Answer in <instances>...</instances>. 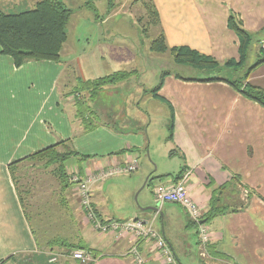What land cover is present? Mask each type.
<instances>
[{
    "label": "crops",
    "instance_id": "obj_1",
    "mask_svg": "<svg viewBox=\"0 0 264 264\" xmlns=\"http://www.w3.org/2000/svg\"><path fill=\"white\" fill-rule=\"evenodd\" d=\"M37 1L0 0V10L18 13L32 9ZM152 4L169 48L186 46L221 63L238 57L237 37L227 27L229 14H236L250 34L264 30V0H152ZM14 8L17 12L10 11ZM259 39L264 40V33ZM123 52L98 41L93 58L92 49L74 51L59 62L28 61L20 67L0 52V261L12 256L3 264H82L63 254L65 246L80 244L95 257L90 264H138L130 253L134 245L140 264H165L153 241L95 231L82 213L74 184L68 188L60 184L57 201L62 207L57 213L29 202L35 218L28 221L9 165L20 161L17 169L22 171L28 156L68 141L77 154L72 157L76 163L65 167L69 174L83 177L135 162L134 173L99 178L91 185V203L103 222L150 224L171 248L176 264L190 262L194 244L199 264H264V108L224 81H195L190 80L197 78L194 74L155 70L156 76L161 73L152 89L137 84V92L129 97L130 113L121 116L113 108L99 107L101 119L93 111L97 96L115 95L117 81L98 87L87 84L132 66L133 54ZM160 80V89L152 93ZM248 83L264 90V63L251 71ZM61 86L66 91H59ZM143 99L166 109L172 124L166 145L151 144V117L139 107ZM125 177L126 186H118ZM181 178L201 216L211 200L230 210L203 223L209 236L204 247L196 224L180 205L147 209L155 207L156 187L172 186ZM144 180L155 185L140 191L135 202L133 196ZM221 186L227 188L220 190ZM50 213L65 217L51 224ZM94 232L98 240L91 236ZM53 257L57 260L50 262Z\"/></svg>",
    "mask_w": 264,
    "mask_h": 264
},
{
    "label": "rangeland",
    "instance_id": "obj_2",
    "mask_svg": "<svg viewBox=\"0 0 264 264\" xmlns=\"http://www.w3.org/2000/svg\"><path fill=\"white\" fill-rule=\"evenodd\" d=\"M57 1L62 3L72 12L68 24L66 25L67 39L66 43L63 45L64 48L61 54L62 59L65 56H68L66 54H69L70 52L74 53L75 51L78 53L80 51H89L91 49L93 58L95 44L98 41H100V43L102 41L105 44L110 43L113 46L123 50V54H128L129 52L134 56V63L132 66L128 65L127 68H122V70L119 71L126 72L129 75L122 81V84L121 81H117V89L114 91L116 94L112 97L103 92L98 94V101L96 102V106H93V111L95 115H97L99 118L101 117V119L103 118L101 116V112L104 110V108H113V110H117L118 113H121V116L130 113L132 106L128 102L129 97L133 96L135 92H137V84L142 86L144 85V88L146 87L147 89H152L154 83L158 80V75H160L159 73H161L159 72L156 76L154 72L155 70L169 72L177 71V74L181 76H191L194 74L197 76V78L206 75V72H201L198 70H195L194 73H190V71H188L190 67L186 65L177 64L176 67V63L168 51L165 53H154L150 51L151 43L158 37L160 32L162 35H164V32L160 20L158 24H153V21L148 16V10L142 6V1L149 3V0ZM15 9L16 8L11 9L10 11L17 12ZM155 10L157 12L156 7ZM257 38L259 39L260 35H254L255 41L252 44L251 51L249 53V64L254 63L256 60L255 55L257 54L260 47V44L256 41ZM259 42L261 43L262 48H264V40L260 41L259 39ZM123 56L127 61L128 57L126 55ZM137 72L139 73V76H137ZM221 75H223L225 78L236 77V74H233L232 72L224 74L222 73ZM155 76L156 78L153 81ZM64 90V87H59V91L64 92ZM99 107H102L103 110ZM139 107L141 110L147 111L151 117L152 124L150 128V134L148 133L150 139H152L151 144L166 145V143L170 140V138L167 137L168 132L170 131V128L168 127L170 120H168L166 117V109L163 106L153 102L152 99L150 101L143 99L140 102ZM57 151L61 152L62 150L60 148ZM74 163H76L75 160L70 158L65 162L64 165L65 167L70 168V166ZM54 168L55 167L51 166L45 169V167H43V165H41L38 160H34L28 163V165L26 164L22 167L21 170H24V172L19 171L20 169L15 171L16 176L19 178V189L24 188L26 192L28 191V194L31 192L29 197H27L28 201H24V206L28 213V221L30 222H32V220L35 218L32 209L30 210L31 207L28 205L31 201L34 203V205L36 204L39 209H42V211L43 208H51L55 209L57 213L59 212L58 208L62 207L57 201L59 199L57 198L60 189L59 186L61 185L59 181L55 179V176L52 173ZM165 169L166 170L164 171L169 170L168 167ZM126 178L128 177L123 178V180L119 181L117 185L120 187H125L128 183ZM155 180L156 179H153V181ZM153 181L149 180L148 185H146V180L142 182L137 192L133 196L135 202L138 199L137 197L140 191L145 193L150 187L153 189L152 186L155 185ZM74 192L77 194V190ZM246 195L244 197H246ZM35 196L39 199V201L35 200ZM47 215L51 224H53L56 219L65 217L52 213ZM48 217L46 219H48ZM192 232L194 233L193 230ZM91 236L93 239L98 240V235L96 232L92 233ZM192 249H195V254H193V256L190 258V262H179V264H199V253L198 249L196 248V244L192 246Z\"/></svg>",
    "mask_w": 264,
    "mask_h": 264
},
{
    "label": "trees",
    "instance_id": "obj_3",
    "mask_svg": "<svg viewBox=\"0 0 264 264\" xmlns=\"http://www.w3.org/2000/svg\"><path fill=\"white\" fill-rule=\"evenodd\" d=\"M141 3L142 6L145 7L146 10H148V16L153 21V24H158L159 17L155 10V6L152 4V0H149V3L144 1H142ZM71 14V10L67 9L62 3L57 0H39L35 3L32 9H28L18 13H5L0 10L1 54L11 58L15 67H20L28 61L59 62L61 59V51L63 49V45L65 44L67 39L66 25L68 24ZM227 27L232 30L237 37L238 57L236 60L231 59L221 63L214 60L210 56L201 54L186 46L173 47L169 49L165 44L164 35H162L161 32L158 37L151 43L150 51L154 53H165L168 51L172 55L173 60L176 64L186 65L195 70L206 72L205 76L190 80L202 82L224 81L231 85L241 95L251 101L256 102L264 108V90L248 83V78L251 71L259 64L264 63V48L259 47L258 52L255 55V62L249 64V53L251 51L252 44L255 41L254 34H250L249 32H247L243 28V24L240 18L233 13L229 14L228 16ZM262 33H264V30L257 33V35L259 36ZM256 41L259 43L258 38ZM226 72H232L233 74H236V77H223V75L221 74H224ZM128 75L129 74H127L126 72H117L87 85H94L98 87L107 82L122 81ZM161 84L162 80L159 81L158 85L152 91V93L155 94L160 89ZM168 127L170 129L172 128L171 121ZM67 143L68 141H60L49 148L38 151L31 156H28L27 158H25V161H28L30 163L34 160H38L41 165L45 167V169L51 166L55 167L52 170L53 175L57 177L60 184L63 185V188H68L69 185L74 184L70 181L73 174H69L66 171L64 164L67 160L75 157L77 154L69 149ZM58 146L64 147L61 148V152L57 151ZM19 162L20 161H15L9 165V174L15 185L19 201L22 204L23 208H25L24 201L26 199V194L28 191L26 192L24 188L19 189V178L15 173V171L19 169H17ZM22 172H24V170H22ZM175 178L177 179L178 175H176ZM241 187L242 186H239V192L241 190ZM226 188V186H221L220 190ZM23 193L25 194L22 195ZM228 211L230 210L215 205V203H212L211 200L209 209L201 216V221H204V223H206L212 220L214 217L223 215ZM100 221L103 222L102 220ZM61 241L62 240H60V243H62ZM65 247L67 249V251L63 253L65 254V256L67 255L68 257H70V253L76 250H84L92 256V254L85 248V246H82L80 244H77L76 246L71 245ZM11 259L12 256L7 257L4 260L0 261V264H3L4 262ZM93 259H95V257Z\"/></svg>",
    "mask_w": 264,
    "mask_h": 264
},
{
    "label": "built area",
    "instance_id": "obj_4",
    "mask_svg": "<svg viewBox=\"0 0 264 264\" xmlns=\"http://www.w3.org/2000/svg\"><path fill=\"white\" fill-rule=\"evenodd\" d=\"M135 162L130 164L117 166L111 170L101 171L99 174H87L79 177L76 174L71 176V182L74 183L79 198V206L86 221L92 225V228L101 233L107 232L131 235L135 240H150L154 242L155 248L159 256L165 264H176L173 253L165 239L152 229V226L140 220H128L124 222L110 221L101 222L96 216L95 210L91 203L90 188L91 185L98 181L99 178H106L118 173H130L135 171ZM178 180L172 186H158L153 190V197L158 206L165 203L180 205L190 220L197 226V234L200 244L204 247L208 243V230L205 224H201V214L196 204L188 197L187 190L183 186L182 180ZM157 211V210H156ZM135 261L140 264L142 260L138 253L137 247L134 245L130 249ZM72 260H77L82 264L92 262V256L84 250H76L70 253ZM56 257L50 258V262H55Z\"/></svg>",
    "mask_w": 264,
    "mask_h": 264
},
{
    "label": "water",
    "instance_id": "obj_5",
    "mask_svg": "<svg viewBox=\"0 0 264 264\" xmlns=\"http://www.w3.org/2000/svg\"><path fill=\"white\" fill-rule=\"evenodd\" d=\"M156 207H158V203L157 202L155 204V207H148L147 209H149V210H156L157 209ZM200 223L203 224L204 221H200Z\"/></svg>",
    "mask_w": 264,
    "mask_h": 264
}]
</instances>
